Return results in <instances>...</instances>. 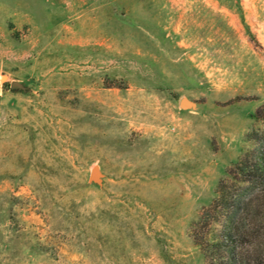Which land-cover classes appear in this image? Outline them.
Returning a JSON list of instances; mask_svg holds the SVG:
<instances>
[{
	"label": "rangeland",
	"instance_id": "374dc122",
	"mask_svg": "<svg viewBox=\"0 0 264 264\" xmlns=\"http://www.w3.org/2000/svg\"><path fill=\"white\" fill-rule=\"evenodd\" d=\"M260 108L264 0H0V264H206Z\"/></svg>",
	"mask_w": 264,
	"mask_h": 264
},
{
	"label": "trees",
	"instance_id": "16d2710c",
	"mask_svg": "<svg viewBox=\"0 0 264 264\" xmlns=\"http://www.w3.org/2000/svg\"><path fill=\"white\" fill-rule=\"evenodd\" d=\"M253 118L264 124V108ZM245 140L251 148L227 172L228 179L219 182L216 199L192 229L206 264H264V239L258 232L250 240L255 230L251 218L256 217L257 226L264 224V128H254Z\"/></svg>",
	"mask_w": 264,
	"mask_h": 264
},
{
	"label": "water",
	"instance_id": "95a60500",
	"mask_svg": "<svg viewBox=\"0 0 264 264\" xmlns=\"http://www.w3.org/2000/svg\"><path fill=\"white\" fill-rule=\"evenodd\" d=\"M13 88H17V89H21L23 88L24 86L19 83V82H15L13 85ZM187 102V100H184L183 101V105L184 106H188V104L186 105L185 103ZM102 174L100 172V168L98 167H95L92 171V179L95 181V182H98V183H101V179H102Z\"/></svg>",
	"mask_w": 264,
	"mask_h": 264
}]
</instances>
